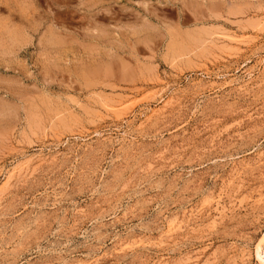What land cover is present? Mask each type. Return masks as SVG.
Masks as SVG:
<instances>
[{
	"label": "rangeland",
	"instance_id": "obj_1",
	"mask_svg": "<svg viewBox=\"0 0 264 264\" xmlns=\"http://www.w3.org/2000/svg\"><path fill=\"white\" fill-rule=\"evenodd\" d=\"M263 237L264 0H0V264H264Z\"/></svg>",
	"mask_w": 264,
	"mask_h": 264
},
{
	"label": "bare ground",
	"instance_id": "obj_2",
	"mask_svg": "<svg viewBox=\"0 0 264 264\" xmlns=\"http://www.w3.org/2000/svg\"><path fill=\"white\" fill-rule=\"evenodd\" d=\"M263 238H264V237H263ZM263 238H262V239H263ZM260 241H261V240H260ZM260 241H259V242H260ZM260 243L262 244V242H260ZM261 244L259 245V243H258V246L256 245L257 248H256V250H255V251H257L256 253H258L257 256H259L260 260L262 259V256L260 255ZM260 260H259V261H260ZM261 261H262V260H261Z\"/></svg>",
	"mask_w": 264,
	"mask_h": 264
}]
</instances>
